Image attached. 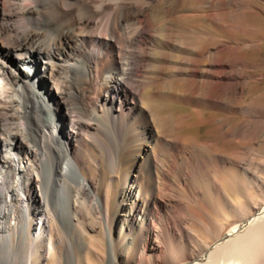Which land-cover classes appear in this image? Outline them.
I'll list each match as a JSON object with an SVG mask.
<instances>
[{
	"label": "bare ground",
	"instance_id": "1",
	"mask_svg": "<svg viewBox=\"0 0 264 264\" xmlns=\"http://www.w3.org/2000/svg\"><path fill=\"white\" fill-rule=\"evenodd\" d=\"M151 1H59L54 13H42V0H0L1 253L22 252L23 264L60 259V223L90 257L94 248L85 246L81 231L75 235L86 197L106 228L109 264H264V178L253 171L264 165L251 160L264 153L251 140L253 117L264 126V99L256 107L245 99L251 81L264 82V72L249 73L254 65L246 53L259 43H233L226 61L221 43H149ZM232 6L238 15L256 10L249 0ZM43 14L61 20L53 39L31 26L33 18L42 24ZM91 42L101 47L92 52ZM148 46L160 57L147 56ZM79 69L83 78L74 75ZM143 75L162 77L164 98L190 104L196 125H211L210 134L242 150L229 156L219 153L217 141L177 137L133 81ZM227 75L234 83L224 84ZM225 93L235 94L238 105ZM221 111L250 120L229 129ZM93 150L112 152L122 175L128 202L114 213L89 178ZM223 167L233 179L227 190L217 176ZM201 180L206 190L193 187ZM253 188L263 197L257 204ZM73 248L64 264H76Z\"/></svg>",
	"mask_w": 264,
	"mask_h": 264
},
{
	"label": "rangeland",
	"instance_id": "2",
	"mask_svg": "<svg viewBox=\"0 0 264 264\" xmlns=\"http://www.w3.org/2000/svg\"><path fill=\"white\" fill-rule=\"evenodd\" d=\"M59 1L70 3L74 0H46V2L42 0L43 3L41 2L39 7L42 6V13H47L49 11L54 13L55 4L59 3ZM249 1L256 10L252 8L247 9L244 15H238L237 10L232 6V0H152L151 3L147 4V13L151 23V34L155 37L152 41H149V43H164L166 39H171L172 43H180L186 40L188 43H204L203 46L205 48L214 43H221L220 52L224 61L232 60L233 43H237V41L240 43H259V45L249 48L246 52L249 62L254 65L253 68L249 69V73L252 76H256L264 72V0ZM43 5L47 6L43 7ZM50 16L43 14L45 20H43L42 24H37V22H35L36 19L33 18L31 26L38 29L41 33L43 32L42 34L44 37L47 36L46 38H48L49 36V39H53L54 36L56 37L60 34L59 31H61V26L59 24H61V20L58 18L54 19ZM92 35L95 37L99 34ZM94 43L96 42H91L87 45L88 50L94 52L96 51V47L97 49L101 47ZM158 52L159 51H155L154 47L148 46L146 55L151 56V53H153L152 58L155 59L160 57V52ZM105 63L106 60L102 61L101 64L103 65ZM86 66H89L88 63ZM80 71L76 74L74 73V75L78 78H83L80 76H83L84 73L82 70ZM158 71L157 69V72ZM227 76L228 79L225 80L224 84L229 85L228 83H234L233 80L235 76ZM133 81L138 82L137 87L139 89H143V96L146 103L152 107L154 112L160 114L167 127L169 129L172 128L170 130L175 133L177 137H195L197 142L201 144L217 141L219 153H227L229 156L232 155L233 150H242L240 144H229L223 135L210 134V130L212 129L211 125H196L197 117L193 114V107L190 104L164 98L162 96L164 95L162 86L165 83L162 77L154 76L148 78L143 75L142 77L134 78ZM149 96H152L151 99ZM225 99L229 100L234 106L238 105L236 104L235 94L226 95L225 93L224 100ZM245 99L247 104L250 102L254 103L255 107L260 101H263L264 82L257 83L251 81L246 87ZM256 109L257 108L254 109V112H256ZM205 113L206 118H208L211 111L206 108ZM184 116L189 117L180 121L179 119ZM165 118L167 120H165ZM219 118L231 119L229 129L235 128L242 122L246 124L247 121L250 120L247 116L240 114L229 117L228 113L225 111L219 113ZM261 138H264V126L261 125V120L253 117L251 140L255 150L264 149V143ZM201 150L209 155L213 152L209 147H201ZM94 151L95 150H93V153L97 159L91 162L92 171L91 174H89V178L94 181L98 193L107 200L111 213H114L118 203L124 205L128 202L124 195L125 188L122 183V175L118 174L120 172L118 168L115 167L114 160H112V152L109 150H104L103 153ZM255 154L256 155L251 156V160L264 165V153L262 156H259L258 153ZM253 171L256 175H261L264 178V170L254 167ZM135 174H133L131 178H134ZM217 176L226 190L231 187L233 179L228 176L227 168L223 167ZM192 183L194 188L201 187L202 190H206L207 188L206 180L198 182L192 181ZM249 193L254 204L263 201V197L257 189H250ZM82 201L83 204L80 206L81 216L77 222L78 225L75 235H78V231H81V233L84 234L83 241L85 246H87V248L89 246L94 248V251H92L93 253L91 252L90 257H88L86 256L87 250L84 251L80 247L72 245V243H74V238L69 236L60 223H57V236L55 239L62 240V243L57 246L58 250H60V259L54 260L48 257L45 264H64L66 252L72 251L73 247L76 254V264H109V244L106 228L105 226L100 227L101 221L98 215L88 209L90 202L86 197H83ZM215 208L216 212L221 211L218 201L216 202ZM212 213L215 214L214 211ZM196 229L201 236H203L204 240H210L206 234L202 233L199 225L196 226ZM188 252L189 251H187V253ZM23 258L24 254L22 252L15 254L14 257L6 252H0V262L4 264L5 262L7 264H23Z\"/></svg>",
	"mask_w": 264,
	"mask_h": 264
}]
</instances>
